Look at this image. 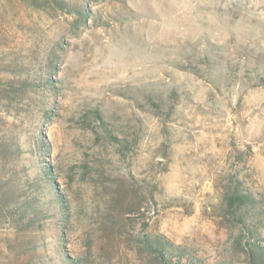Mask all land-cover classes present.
<instances>
[{
  "label": "rangeland",
  "instance_id": "1",
  "mask_svg": "<svg viewBox=\"0 0 264 264\" xmlns=\"http://www.w3.org/2000/svg\"><path fill=\"white\" fill-rule=\"evenodd\" d=\"M253 240L264 0H0V264H248Z\"/></svg>",
  "mask_w": 264,
  "mask_h": 264
},
{
  "label": "trees",
  "instance_id": "2",
  "mask_svg": "<svg viewBox=\"0 0 264 264\" xmlns=\"http://www.w3.org/2000/svg\"><path fill=\"white\" fill-rule=\"evenodd\" d=\"M238 190L239 188L236 187L226 196L225 207L228 215L234 218L235 221L238 222V224H240L241 226H245V220L252 219L253 223L256 221L257 215L255 213V210L258 204L254 199L251 198V196L241 193ZM22 198L23 197H21V199ZM29 204L31 203L26 201L21 202V206L19 207V209H21V212H25L29 208ZM250 236L251 238L255 237L254 234H249V237ZM143 245L146 246L147 249L156 253L161 260L165 258L164 254H168L169 252L166 245L162 241H159L157 239L144 241ZM246 258L248 264H264V247L260 245V240H253L248 244V248L246 249ZM181 259V256L180 258L178 257L174 262H171L169 259H165L162 264H185L182 263ZM186 264L194 263L190 261L186 262Z\"/></svg>",
  "mask_w": 264,
  "mask_h": 264
}]
</instances>
